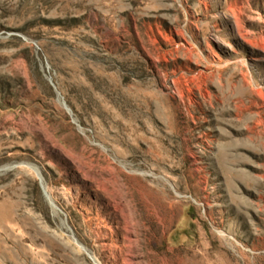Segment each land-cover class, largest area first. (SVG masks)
Listing matches in <instances>:
<instances>
[{"label":"rangeland","instance_id":"rangeland-1","mask_svg":"<svg viewBox=\"0 0 264 264\" xmlns=\"http://www.w3.org/2000/svg\"><path fill=\"white\" fill-rule=\"evenodd\" d=\"M0 264H264V0H0Z\"/></svg>","mask_w":264,"mask_h":264},{"label":"water","instance_id":"water-1","mask_svg":"<svg viewBox=\"0 0 264 264\" xmlns=\"http://www.w3.org/2000/svg\"><path fill=\"white\" fill-rule=\"evenodd\" d=\"M43 188H44V191H45V193L47 194V191H46V189H45L44 185H43Z\"/></svg>","mask_w":264,"mask_h":264},{"label":"bare ground","instance_id":"bare-ground-1","mask_svg":"<svg viewBox=\"0 0 264 264\" xmlns=\"http://www.w3.org/2000/svg\"><path fill=\"white\" fill-rule=\"evenodd\" d=\"M50 194V193H49Z\"/></svg>","mask_w":264,"mask_h":264}]
</instances>
